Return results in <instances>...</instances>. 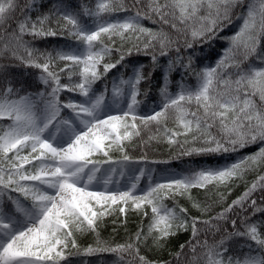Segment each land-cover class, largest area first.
Here are the masks:
<instances>
[{
    "label": "snow or ice",
    "instance_id": "obj_1",
    "mask_svg": "<svg viewBox=\"0 0 264 264\" xmlns=\"http://www.w3.org/2000/svg\"><path fill=\"white\" fill-rule=\"evenodd\" d=\"M243 2L132 0V4L127 5L125 0H97L94 9H84V15L100 18L120 11L132 14L111 22L97 20L89 26L81 23L78 14L56 8L35 20L25 15L17 21L16 28L9 31L5 25L14 18L18 0H0V29H4L0 32V58L38 69L37 78L45 87V91L35 95L21 94V89L14 87L6 75L0 85V121H8L0 125V264H67L70 256L81 253L76 233L84 232L97 236V247L83 249L85 255L112 252L121 261L127 254L126 264H170L141 255L140 245L151 238L154 246L162 247L169 237L187 230L189 224L194 240L200 234L198 224L219 232L220 226L214 222L226 221L235 209L247 214L249 208L251 215H245L242 228L232 219L233 231L225 230L219 242L209 244L205 240L182 244L174 259L179 261L187 246L192 253L190 264H264V226L252 220L257 213L264 214V203L258 204L256 199H251L258 188L264 189V175L208 219L188 217L187 209L177 210L164 203L177 195L192 199L193 188L228 187L234 179L243 178L250 167L264 164V67H243L254 56L264 64V52L260 51L264 41V0H251L247 5L243 25L231 38V46L215 66L195 72L198 81L195 88L180 84L178 92L171 94L165 76L161 89L163 103L153 114L136 113L138 86L145 79L143 66L134 69L128 79H121L119 85L113 82V103L125 95L124 86L127 88V110L120 114L105 113L107 89L97 94L93 88L133 53L151 54L155 65L157 50L161 57L172 50L179 54L181 35L187 48H192L195 42L212 40ZM31 7H34V0H29L21 11ZM53 15L65 22L61 31L74 37L79 48L49 50L34 46L32 41L58 35L57 28L50 23ZM146 19L161 26L158 29L145 27L142 21ZM165 26L179 35L174 39ZM25 37H31L32 41ZM117 38L120 46L114 47ZM125 44L128 47L125 48ZM114 51L120 53L119 59L111 62L107 58ZM183 61L184 58L177 55L175 61H169L167 71H172L177 64L186 71L192 70V58L188 57L187 63ZM60 62H64L63 67H59ZM8 66L0 64V73H6ZM62 75H66V83H62ZM65 91L83 99L62 102L60 94ZM256 96L259 104L253 99ZM63 109L71 110L82 127L77 128L72 120L60 118ZM168 120L176 127L168 128ZM150 125L156 126L157 133L162 132L169 144L180 143L181 148L190 142L202 145L184 148L183 155L222 154L253 144L262 146L230 165L203 168L165 183H156L142 194L136 193L137 183L125 190L109 188L116 169L111 168L106 174L101 172V165L111 162L109 151L115 146L123 152L122 142L140 136L141 129ZM50 127H55L57 132L63 127L64 136L58 139L49 131ZM213 128L217 129L216 134L211 131ZM180 135L185 137L182 143L176 139ZM156 138L149 136L150 140ZM106 141L110 142L106 144ZM96 154L107 159H92ZM129 159L125 154L120 163ZM98 184L102 187L97 188ZM219 195L225 198V193ZM20 197L31 203L24 204ZM129 203L135 209L150 207L152 216L147 232L140 228L129 242L115 246L100 241L98 228L104 217L117 210L124 214ZM192 206L202 214L209 210L208 206L202 207L196 201ZM233 237L254 242L260 254L242 258L227 255L226 243ZM197 247L203 248L201 255L196 254Z\"/></svg>",
    "mask_w": 264,
    "mask_h": 264
},
{
    "label": "trees",
    "instance_id": "obj_2",
    "mask_svg": "<svg viewBox=\"0 0 264 264\" xmlns=\"http://www.w3.org/2000/svg\"><path fill=\"white\" fill-rule=\"evenodd\" d=\"M29 0H18L19 7L17 8L14 18L11 19L5 28L9 31L16 28L18 20L23 19L25 15H30L33 20L37 16L42 14H49L54 12L56 8L67 9L70 12L79 15L81 23L92 26L94 21L103 23L105 21H114L123 19L125 16L131 15V12H115L112 14H105L100 18L88 17L84 15V9H94L97 0H34V7L21 11L26 8ZM251 0H244L243 4L233 10L231 19L222 24L221 28L216 32L215 37L205 43L195 42L192 48L185 46L184 37L181 35L179 40L180 52L177 54L174 50L169 51L166 56H158V62L154 65L151 60V54L145 55L143 53H133L131 56H126L124 61L117 65V67L111 70L106 76H103L97 81L93 88L94 91L99 94L107 89V99L112 97L110 88L115 78H125L129 75H133V71L140 66H143V75L145 79L139 84L140 94L137 97L139 104L136 107V113L138 115H151L155 111L160 110L163 97L161 95V89L165 85V76L167 75V88L168 92L175 94L179 90V85L183 84L186 87L195 88L198 81L195 72H198L204 67L215 66L216 62L222 57L224 51L231 46V38L239 32L243 25L244 17L247 13V5ZM127 5L132 4V0H125ZM51 26L57 28L58 35L55 37H48L45 39H38L32 41L31 37H25L26 40L32 41L34 46L40 49H77L80 47L79 43L72 37L67 31H61L64 25L63 20H59L56 16H52ZM143 25L148 28L158 29L161 25L153 23L152 20H143ZM59 24V27L57 26ZM170 35L175 39L179 34L175 31L167 28ZM4 29H0L3 32ZM190 39V37H189ZM120 41L117 38L114 47H119ZM124 47H128L127 44ZM261 52H264V41L261 43ZM119 52L114 51L111 55V62H115L119 59ZM177 55L184 58V63L188 62V57L192 58V70L186 71L182 66L177 64L172 71H167L169 61H175ZM64 62L59 63V67H63ZM0 64L9 65L6 69V73H0V85L3 84L4 77L10 80L14 87L21 89V94L32 93L35 95L38 92L45 91V87L38 80L39 70L35 68H25L19 65L18 62H11L8 59L0 58ZM249 65L256 67H264L257 57H251L244 65V68ZM102 71V68H101ZM229 71H234L229 69ZM67 82L66 75H62V83ZM62 102L69 100L79 101L83 98L75 93L62 92L60 94ZM259 104V97H253ZM126 101L124 102V104ZM71 112L69 109H63ZM127 110V109H126ZM195 110V108H193ZM65 115V113H64ZM61 116L60 118H62ZM63 119V118H62ZM68 119V118H66ZM131 122V121H129ZM8 121H0V125L6 124ZM139 124V121L136 122ZM168 128H175L176 125L172 120L166 122ZM182 131V130H181ZM213 134L217 133V129H211ZM149 136H156V139H149ZM181 143L185 139L183 135L176 137ZM191 141V136L188 137ZM124 151L121 152L118 148L113 146L109 151V157L111 158L110 163H103V165H140L144 169H151L152 174L150 177H141L137 183L136 193L142 194L146 191L150 185L156 183H163L157 179L160 175L175 172L182 176L188 175L193 171L200 170L203 168H219L230 165L233 162L239 161L242 158L251 155L258 151V148L262 145L253 144L243 149H239L235 152L222 153V154H203V155H183L184 148L200 147L202 146L199 142L192 144L191 142L184 145L181 148L180 143L169 144L167 139L163 137L162 132L157 133L156 126L150 125L148 128L141 129L140 136H133L130 140L122 142ZM127 155L130 159L126 162L123 161V156ZM94 160L104 161L105 158L102 154H96L92 157ZM27 167V165H26ZM264 175V164L254 165L249 168L243 175V178L234 179L225 187L223 185L215 186L208 185L207 188H193L191 189V197L188 196H175L170 197L164 201L168 207H175L177 210L180 207L187 209L188 217H200L201 219H208L209 217L215 216L218 212L222 211L228 204H230L237 197L241 196L242 193L254 182L258 180V177ZM230 192V194H229ZM219 193H225V198L221 199ZM14 197L19 196L18 193H11ZM264 189H257L251 199H256L258 204L264 203ZM22 202L26 205L30 204L31 201H25L23 197H20ZM7 202V198L5 197ZM193 201L198 202L202 207L208 206V211L203 213L194 208ZM10 204V202H7ZM119 207V206H114ZM126 210L124 214H121L118 210L112 215L105 216L103 222L100 224L99 240L105 242L107 245L115 246L117 244H124L130 241V238L134 237L135 233L143 228L147 232L148 225L151 221V209L145 206L142 209H135L129 205L125 206ZM251 208L248 209V213L245 214L239 209H235L233 213L229 214L226 221H217L214 223L219 224L220 231L217 232L214 229L207 228L203 224H198L197 227L200 229V234L194 240L192 237V231L189 224L187 230H180L176 235L171 236L167 241L163 242L162 247H156L153 245L151 238L145 243L140 245V253L149 260L152 261H168L170 264H190L192 253L189 247H185L183 255L179 261L174 259V254L180 251V245H188L191 241L195 244L197 241L201 243L207 241L209 244L219 242L225 236V230L232 232L231 220H237V227L242 228L241 221L245 215H251ZM147 212V215L144 213ZM252 220L264 226V214L257 213L252 216ZM77 243L81 250L79 255L70 256L67 264H126L129 259L127 254H124V260L121 261L120 257L116 253L112 252H97L91 255L83 254V249L88 246L97 247V236L93 232L76 233ZM251 245V247H249ZM229 251L227 255L233 257H243L245 255H259V249L254 242L242 238L233 237L226 243ZM74 251V250H73ZM203 252L202 247H197L196 254L201 255ZM64 264V262H62Z\"/></svg>",
    "mask_w": 264,
    "mask_h": 264
},
{
    "label": "rangeland",
    "instance_id": "obj_3",
    "mask_svg": "<svg viewBox=\"0 0 264 264\" xmlns=\"http://www.w3.org/2000/svg\"><path fill=\"white\" fill-rule=\"evenodd\" d=\"M130 76L126 77V78H120V77H117L114 79V81L117 83V85H119V81L121 79H128ZM113 81V82H114ZM113 86V84H112ZM112 86L110 88V93L112 95ZM124 91H125V95L120 98L116 103H113V97H111L110 99H107V103H108V106L105 108V113L107 114H113V115H116V114H120L122 111H125L127 109V104L124 102H129L128 101V97H127V88L126 86H124ZM40 107L42 108V105H40ZM63 111V110H62ZM62 111H61V116H63L62 114ZM66 112V111H64ZM63 119H66L68 118V120H72L73 121V126L77 127V128H80L82 127L80 124H79V121L75 119V116L72 112H68L66 116L62 117ZM59 119V118H58ZM50 132H53L57 135V138L59 139L60 137L64 136V129L63 127H61L60 131L57 132L56 131V128L55 127H50L49 129ZM45 135H47V132L45 133ZM66 138V137H65ZM110 142V141H106V144ZM111 168H115L116 169V172L113 174V183L109 185V188L113 189V190H116V189H120V190H125L127 189L132 183H135L136 181V177H150L151 175V170L150 169H143L141 166L139 165H128V166H121V165H118V166H114V165H107V166H101V172L102 173H108V171L111 169ZM141 171H143V175H141ZM121 172L123 173V175H121ZM181 177L180 174L178 173H174V172H171V173H167V174H164L162 176H160L157 180L160 181V182H167L173 178H179ZM97 188H101L102 185H96Z\"/></svg>",
    "mask_w": 264,
    "mask_h": 264
}]
</instances>
